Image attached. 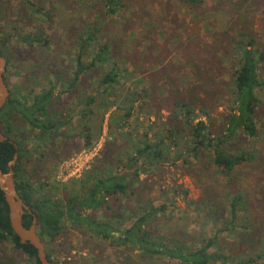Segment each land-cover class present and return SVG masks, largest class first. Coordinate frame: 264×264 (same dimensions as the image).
<instances>
[{"label":"rangeland","instance_id":"rangeland-1","mask_svg":"<svg viewBox=\"0 0 264 264\" xmlns=\"http://www.w3.org/2000/svg\"><path fill=\"white\" fill-rule=\"evenodd\" d=\"M121 1L120 10L106 16L94 0H0V41L10 91L32 99L55 87L59 99L50 113L52 122L62 125L49 138L33 131L37 139L27 144L32 153L22 160L25 175L35 188L45 185L58 198L94 170L127 175L132 189L109 197L92 214L129 227L144 203L165 205L151 227L156 235L176 239L184 250L203 246L219 229L230 228L229 199L240 192L248 202L246 211L240 209L238 227L220 232L211 251L229 256L231 264L258 257L264 251V88L255 115L258 135L234 143L236 149L242 142L258 150L259 159L238 166L230 178L215 171L209 154L188 152L186 127L176 120L174 101L205 106L200 118L220 132L232 106L233 40L240 31L248 32L264 51V0H204L197 8L178 0ZM94 29L99 43H109L120 82L105 90L99 80L111 65L97 64L70 88L83 50L89 53L82 57L84 64L91 61L95 46L87 43L84 49L83 39ZM25 36L43 41L30 44L22 40ZM259 75L264 80V61ZM131 105L135 111L129 119L116 118ZM167 135L170 142L179 141L169 160H146L138 175L124 166L140 142ZM52 247L59 264H185L150 258L76 229L58 235ZM0 264L31 262L10 241H2Z\"/></svg>","mask_w":264,"mask_h":264},{"label":"trees","instance_id":"trees-1","mask_svg":"<svg viewBox=\"0 0 264 264\" xmlns=\"http://www.w3.org/2000/svg\"><path fill=\"white\" fill-rule=\"evenodd\" d=\"M94 1L105 11L106 16L115 15L122 6L121 0ZM178 1L186 7L197 8L204 0ZM96 31L97 29H94L88 37L83 39V48L86 49L85 45H93L94 53L88 65L84 64L82 57L89 53L83 50V54H80L70 88L74 87L75 82L87 68L90 69L97 64L105 65V67L106 64L111 65L108 71L103 70L99 80V85L104 86L105 90L116 87L120 82L118 64L113 59L109 43H99L94 37ZM238 34L232 45L236 58L230 88L232 106L225 116L220 132L215 133L210 124L200 118L199 113L206 114L203 112L205 106L197 109L191 102L184 99L174 101L176 120L181 121L186 127L183 133H186L188 152L196 157L203 153L209 154L215 171L227 178L232 176L238 166L254 164L259 159L258 150L250 149L242 142L239 143L241 147L236 149L234 143L239 142L242 137L253 139L258 135L255 115L261 102L259 92L264 88V80L259 75V68L264 61V51H259L256 45L257 40L250 33L240 31ZM22 40L30 44L43 41L40 37L32 39L30 36H25ZM1 47L0 41V55L7 59ZM54 89L55 87L41 90L35 93L32 99L28 96L22 98L19 93L12 91L0 110V130L7 137L5 141H0V171L8 172L10 162L18 153V160L14 165L16 188L33 212L26 211L23 221L27 227L30 226L33 214H36L38 233L45 244L47 256L53 263L59 264L52 256L54 251L52 246L56 237L67 229H76L110 241L112 245L138 250L142 255L150 258L162 256L178 259L185 264L216 262L231 264L229 256L215 250L211 251V248L217 246L220 232L223 230L232 232L233 228L238 227L240 209L243 207V211H246L248 204L245 196L240 192L229 199L230 228L219 229L214 237L206 239L203 246L184 250L176 244V239L169 240L164 235H156L151 227L160 212L166 210L165 205L154 206L152 203H144L137 212L135 211L136 213L134 212L135 220L129 227L124 226L123 221L99 218L92 214L103 207L109 197L115 194H127L132 189L133 181L127 175L94 170L81 181H75L72 190L68 191L63 198L55 197L54 193L45 191V185L39 189L35 188L31 179L24 173L22 160L32 153L27 144L30 139L36 137L33 131L38 130L37 135L41 138H49L53 137L54 131L62 125V122H52L50 113L54 109L52 105L54 101L59 100L54 94ZM134 109V105H131L125 110L124 115L116 116V118L127 120L133 115ZM176 133L177 135L180 133L178 126H176ZM175 146L176 148L179 146V141L170 142L168 135L159 137L155 141L147 138L139 143L134 154L127 157L124 166L135 168L134 175H138L144 161L147 160L150 164L165 162L170 159ZM215 214L220 215V213ZM2 241H10L15 249L28 257L31 264H41L37 250L29 243H21L19 236L12 229L9 206L0 188V242ZM263 253L239 264H264L260 261L264 258Z\"/></svg>","mask_w":264,"mask_h":264},{"label":"water","instance_id":"water-1","mask_svg":"<svg viewBox=\"0 0 264 264\" xmlns=\"http://www.w3.org/2000/svg\"><path fill=\"white\" fill-rule=\"evenodd\" d=\"M7 68V59L0 55V110L6 104L10 96V88L7 85L4 74ZM7 137L0 130V141H5ZM18 160V153L9 164V171H0V188L3 190L6 202L9 206V218L12 229L19 236L21 243L31 244L36 250L41 264H55L47 256L45 244L37 230V216L33 214L30 226H26L23 221L25 212L33 213L30 206L26 204L16 188V178L14 165Z\"/></svg>","mask_w":264,"mask_h":264},{"label":"built area","instance_id":"built-area-1","mask_svg":"<svg viewBox=\"0 0 264 264\" xmlns=\"http://www.w3.org/2000/svg\"><path fill=\"white\" fill-rule=\"evenodd\" d=\"M76 169V168H75ZM78 169V168H77Z\"/></svg>","mask_w":264,"mask_h":264},{"label":"flooded vegetation","instance_id":"flooded-vegetation-1","mask_svg":"<svg viewBox=\"0 0 264 264\" xmlns=\"http://www.w3.org/2000/svg\"><path fill=\"white\" fill-rule=\"evenodd\" d=\"M5 78V77H4Z\"/></svg>","mask_w":264,"mask_h":264}]
</instances>
